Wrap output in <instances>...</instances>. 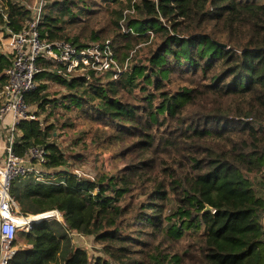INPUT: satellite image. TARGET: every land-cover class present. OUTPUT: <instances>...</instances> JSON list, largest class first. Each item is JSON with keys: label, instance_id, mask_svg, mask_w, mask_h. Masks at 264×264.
I'll return each instance as SVG.
<instances>
[{"label": "trees", "instance_id": "obj_1", "mask_svg": "<svg viewBox=\"0 0 264 264\" xmlns=\"http://www.w3.org/2000/svg\"><path fill=\"white\" fill-rule=\"evenodd\" d=\"M37 4L0 0L2 31L19 33ZM38 30L80 49L110 41L131 66L113 80L41 65L27 102L60 121L20 125L18 155L41 146L49 161L10 195L22 215L64 221L20 231L9 264H264V0H45ZM12 59L0 52V89ZM49 78L67 93L51 98ZM86 117L111 162L93 180L48 142Z\"/></svg>", "mask_w": 264, "mask_h": 264}, {"label": "built area", "instance_id": "obj_2", "mask_svg": "<svg viewBox=\"0 0 264 264\" xmlns=\"http://www.w3.org/2000/svg\"><path fill=\"white\" fill-rule=\"evenodd\" d=\"M44 3L45 0H38L31 8L33 18L19 33L8 32L12 35L13 61L5 71V82L0 89V138L5 144L0 154V264H9L16 254L15 242L20 231L29 232L35 223L44 219L64 221L58 211L22 215L10 195L12 183L17 178L34 176L42 180L49 161L45 147L32 146L24 156L18 155L16 147L21 136L20 125L39 121L38 109L28 104L27 97L39 87L37 76L44 71L41 65L49 64L58 72L75 73L86 69L103 72L115 63L110 41L102 46L91 44L80 49L72 43L42 39L38 25Z\"/></svg>", "mask_w": 264, "mask_h": 264}, {"label": "rangeland", "instance_id": "obj_3", "mask_svg": "<svg viewBox=\"0 0 264 264\" xmlns=\"http://www.w3.org/2000/svg\"><path fill=\"white\" fill-rule=\"evenodd\" d=\"M11 37L12 35L2 31L0 28V52L11 53ZM98 45L102 46V42ZM130 66L131 62H127L124 67H121L120 64L115 61L114 64L112 63V68L107 67L108 69L106 68V71L111 73V79L117 80L119 75L127 71ZM45 83L49 86V90L46 92L49 91L50 94H52L51 98H54L55 96L53 95L59 91V97L67 93L64 89L59 90L58 84L53 79L49 78ZM48 115H50L49 112L40 114L39 122L43 124V122L46 123V120H48L47 125H50L49 123H55L56 120L57 122L60 121L56 118L57 116L51 115L50 118H47ZM60 125L61 123L56 127L55 137L49 138L48 142L57 144L65 152L68 157V168L70 172L76 173L82 178L93 180L99 177L100 170L104 172L110 169L111 162L109 155L104 154L99 156L101 150L98 149L99 143L97 140L100 138L102 130H104L103 126L91 122L87 117L79 119L77 124L73 127L63 128L62 125L61 127ZM4 146L5 144L0 138V154L3 153ZM122 166H124V164ZM72 235L75 246L86 249L91 257L99 256L97 250H99L100 247L96 244L93 237H84L77 233H73Z\"/></svg>", "mask_w": 264, "mask_h": 264}, {"label": "water", "instance_id": "obj_4", "mask_svg": "<svg viewBox=\"0 0 264 264\" xmlns=\"http://www.w3.org/2000/svg\"><path fill=\"white\" fill-rule=\"evenodd\" d=\"M212 209L210 208V207H207L206 208V210H205V212H209V211H211Z\"/></svg>", "mask_w": 264, "mask_h": 264}]
</instances>
